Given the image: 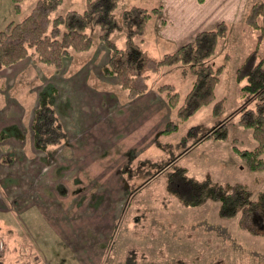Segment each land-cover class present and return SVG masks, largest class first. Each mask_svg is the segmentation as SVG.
<instances>
[{
  "label": "rangeland",
  "instance_id": "374dc122",
  "mask_svg": "<svg viewBox=\"0 0 264 264\" xmlns=\"http://www.w3.org/2000/svg\"><path fill=\"white\" fill-rule=\"evenodd\" d=\"M253 1H249L244 13ZM34 2L35 0H22L20 9L16 11L12 0H0V28L27 14ZM84 2L85 0H62L55 14L63 13L70 8L81 10ZM163 4L162 0H119L115 8V13L119 14L131 5L157 7L158 11L152 16L141 41L146 52L155 58H160L178 47L171 50L169 43L150 39V28L162 11ZM221 21L228 23V33L218 42L216 52L210 61L215 65L224 63L215 88L216 98H223L222 112L218 115L213 114L209 105L185 122H181L176 131L163 135L160 131L166 121L164 120L167 116L166 111L162 108L158 110L159 112L143 111L140 113L141 125H133L137 127L136 129L129 128L128 131L117 132L126 147L136 144L139 149L118 152L121 154L117 157L118 161L115 157L116 163L110 165L112 169H118L123 165V161H126V164H130L126 166L128 172L133 173V170L136 171L134 168L140 166V161L143 160L142 167L137 169L139 173L134 176H129L128 173L129 177L125 181L109 180L105 186L112 195H109V192L101 194L97 184L89 181L90 188H96L100 192L98 195L89 194L88 197L95 201V210L98 214L96 220L104 224V227L111 224L110 234L113 236L110 243L95 244L96 249L94 247L93 250L96 264H264V238L241 228L237 223L238 216L220 217L217 213V203L212 200H206L197 207H186L165 187L166 170L175 162L186 166L188 172L198 178L209 177L213 182L222 184L246 183L254 190V196L259 190H264V168L256 171L248 169L232 150L233 143L241 148H252L255 145L251 130L238 125L236 121L240 107L252 106L256 99L253 96H241V82H237L234 75L237 66L251 49L257 47L264 58V33L257 42L258 32L245 27L243 17L240 23L232 24L227 20H219L215 25ZM93 34L94 44L91 48L84 52L72 53L60 70L41 62H34L32 58L0 70V126L8 124L3 127L9 133H13L0 142V156L12 154L15 157L14 162L5 158L9 164L6 167L0 165V168L2 167L0 171L6 170L19 178L16 181L11 180L13 185L7 183L3 185L0 179V194L4 198L14 192L19 197V204L23 203V198L42 205L56 203V195L49 189L66 188L70 187L71 182H77L71 180V165L67 161L71 154L70 140L46 152L36 151L32 147L30 123L41 92L49 91L52 87L57 89L51 95V100L59 113L65 107H72L78 97L77 94L82 95L86 91L94 96L99 95L98 93L112 94L114 99H111V102L115 100L116 105L127 103L124 96L126 92L118 86L116 78L105 76L101 71V67L108 59V49L97 39V30L93 31ZM112 38L118 46L124 44L122 33H114ZM171 67H168L170 69L168 73L158 76L159 81L154 82L152 92L158 91L157 88L163 83H171L182 97L190 87L192 76L188 74L182 78L180 68ZM160 71L161 69L157 74ZM188 76L191 80H186L185 77ZM77 77L79 81L80 78H84L83 83L78 82ZM153 101L160 107L165 104L164 98L162 100L159 96ZM138 115L139 113L136 117ZM174 117L175 112L170 118ZM103 118L109 119V115L105 114ZM74 120L71 114H67L64 122L69 128L74 129L76 128ZM222 122L225 123V138L207 137L206 133ZM12 124H15L16 131L10 127ZM192 125H197V130L188 134V145L181 146V137L188 133ZM72 133L70 137L72 141L81 140L84 136H78V132L74 130ZM197 138L198 140L193 142ZM89 140L93 146H99L93 142L96 140L94 136L93 138L90 136ZM43 155H46L45 159L41 157ZM60 157L63 165H66V169L61 170L62 176L58 166L56 167ZM262 157L264 159V153ZM23 162L26 163L25 166ZM79 182L83 183L81 180ZM101 186L103 185L99 184V187ZM30 188L33 192L22 193L30 191ZM115 189L117 193L113 196ZM84 198L86 195L80 196L81 203L84 202ZM88 203L89 207L93 204L91 200ZM85 212V209L79 211V221L84 220L80 216ZM86 235L85 237L81 235L74 246L67 245V240L58 237L56 244L51 243L50 254L55 258L54 262L87 264L85 257L83 258L90 254V250L89 252L86 250L88 248L86 241L93 237L88 232Z\"/></svg>",
  "mask_w": 264,
  "mask_h": 264
},
{
  "label": "trees",
  "instance_id": "16d2710c",
  "mask_svg": "<svg viewBox=\"0 0 264 264\" xmlns=\"http://www.w3.org/2000/svg\"><path fill=\"white\" fill-rule=\"evenodd\" d=\"M62 0H35L29 12L18 20L0 28V70L21 60L32 58L34 62L60 70L72 54L87 51L97 39L108 49V59L101 67L105 76H114L116 83L126 92L129 100L140 97L149 89L150 75L162 67L179 66L180 75H191L189 89L181 97L175 86L163 83L157 89L168 107L175 110V117L164 122L161 134L176 131L181 122L194 116L201 108L211 105V112L218 115L223 109V98L217 99L215 88L220 80L224 63L215 65L210 58L215 54L218 42L228 33V23L221 21L213 28L199 31L192 40L178 46L160 58L150 56L141 41L148 24L158 11L131 5L119 14L115 8L119 0H85L81 10L70 8L55 14ZM18 11L22 0H12ZM245 27L256 30L257 42L264 33V0H254L243 16ZM114 33H122L124 44L118 46ZM258 45V44H257ZM228 54H225L227 59ZM235 80L241 82V96H253L254 105H242L237 124L251 130L255 141L252 148H241L236 143L232 150L250 170L264 168V58L258 48L251 49L235 71ZM52 87L41 92L33 110L30 123L33 147L44 151L61 143L67 133L53 106ZM225 123L209 130L207 137L225 138ZM190 126L181 137V146H187L188 134L196 131ZM195 139L193 142H195ZM165 187L186 207H197L206 200L217 203V213L222 218L238 216L241 228L264 238V190L254 196V190L243 182L217 183L209 177L198 178L188 168L172 162L165 173Z\"/></svg>",
  "mask_w": 264,
  "mask_h": 264
},
{
  "label": "crops",
  "instance_id": "0c3cea01",
  "mask_svg": "<svg viewBox=\"0 0 264 264\" xmlns=\"http://www.w3.org/2000/svg\"><path fill=\"white\" fill-rule=\"evenodd\" d=\"M249 1L203 0V2H198L197 0H162L164 2L163 8L150 28V39L169 43L170 47H172L171 50H173L183 42L192 39L199 30L211 28L219 20H227L232 24L240 23ZM175 67L179 68L177 65ZM169 70L168 67H162L158 74L150 75L149 89L140 97L129 100L126 93H124L127 103L124 102L116 105L115 100L111 102V99L114 98L110 93V95L98 93L99 95L94 96V94L91 95V93L86 91L82 95L77 94L78 97H76V101L72 107H65L61 113L55 108L66 130V139L39 152H46L48 149L57 148L59 145L67 142V140H70L72 142L71 154L67 161L71 165V180H76L77 182H71L70 187L49 189L56 195V203L44 205L32 203L27 198H23V203L19 204V197L14 192L10 193L7 198H4L0 194V235L3 237L5 243L4 251L0 256V264H57L54 262L55 258L51 257L50 254L52 251L51 243L56 244L57 238L61 236L63 240L68 241L67 245L74 246L81 235L87 236V232L92 234L93 238L86 241L88 245L86 250L88 252L90 250V254L88 253L83 258L85 257L84 259L87 261V264H96L93 250L95 244L98 245L102 242L103 244L110 243V238L113 236L110 234L111 224H107V227H104V224L96 220L98 214L95 210V201L88 198L89 194L98 195L100 192L101 194L109 192L108 194L112 195L111 191L105 186L109 180L121 179L125 181L127 177L139 173L137 169L142 167L143 160H139L140 166H136L137 168H134L136 171L133 170V173L131 171L128 172L126 166L130 164H126V161H123V165L118 167V169L110 167L112 163H116L114 158L116 157L117 160V157L121 155L118 152L139 149V146L136 144L126 147L121 141L122 137H118L117 132L128 131L129 128L136 129L137 127H133V125H141V114L146 110L159 112L158 110L162 108L167 114L164 120L173 117L174 109L168 107L166 103L160 107L156 104L157 102L153 101L156 96H159L163 100L162 94H159L157 91L155 93L152 92L154 82L156 80L159 81L158 76L165 74L167 71L169 72ZM185 78L186 80H191L189 76ZM83 79L80 78L81 81H79L77 77L78 82L83 83ZM111 109H113L112 112L110 111ZM137 113L139 115L136 117ZM67 114H71L75 119L74 124L76 128L73 129L71 126L74 132H78V136L84 135L81 140H75V142L70 139L71 135H73V130L64 122ZM105 114L109 115V119L103 118ZM5 115L8 116L7 113ZM134 118H136L135 121L130 123ZM6 125L8 124H3L2 127ZM14 125L12 124L10 127L16 131ZM2 127L0 126V142H3L13 134ZM90 136L96 138L93 142L99 145L96 146L97 149L91 144L92 142L89 140ZM34 150L36 149L34 148ZM41 157L45 159L46 155ZM5 158L13 160L12 162L15 161V157L12 154H2L0 156V165L4 167L9 164L7 160H4ZM59 160L56 167L58 166V170L62 176L61 170L64 171L66 165H63L61 157ZM25 164L23 162V166ZM0 179H2L3 185L6 183L7 185H13L14 183L11 180L16 181L19 178L17 179L15 175H11L8 171L3 170L0 171ZM79 180L83 181L82 184L84 186H81L82 184H80ZM90 180L97 184L100 192L96 188H90ZM99 184L103 186L99 187ZM126 184H124V190L127 189ZM116 190H114L113 196L117 193ZM31 191L33 192V189L31 190L30 188V191L27 190L22 193L25 194L27 192L29 194ZM81 195H86L82 203L80 202ZM89 200L93 202L90 207L88 206ZM57 202L61 203L58 204ZM83 209L86 212L80 218H84V220L79 221V211ZM82 243L85 244V242Z\"/></svg>",
  "mask_w": 264,
  "mask_h": 264
},
{
  "label": "built area",
  "instance_id": "2783aa9c",
  "mask_svg": "<svg viewBox=\"0 0 264 264\" xmlns=\"http://www.w3.org/2000/svg\"><path fill=\"white\" fill-rule=\"evenodd\" d=\"M4 248H5L4 239H3V237L0 235V256H1V254L3 253V251H4Z\"/></svg>",
  "mask_w": 264,
  "mask_h": 264
}]
</instances>
